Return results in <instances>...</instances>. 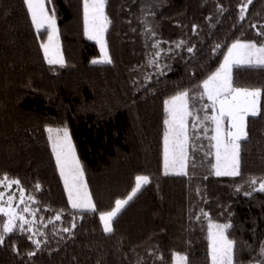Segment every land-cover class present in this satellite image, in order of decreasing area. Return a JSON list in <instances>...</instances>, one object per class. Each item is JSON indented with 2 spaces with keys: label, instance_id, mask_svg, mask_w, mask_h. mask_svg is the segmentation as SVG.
Here are the masks:
<instances>
[{
  "label": "trees",
  "instance_id": "1",
  "mask_svg": "<svg viewBox=\"0 0 264 264\" xmlns=\"http://www.w3.org/2000/svg\"><path fill=\"white\" fill-rule=\"evenodd\" d=\"M242 3L107 0L112 63L93 64L100 50L86 37L83 0H47L58 24L61 66L48 64L41 47L46 32L35 29L24 0H0V177L18 179L17 192L34 198L23 204L31 230L24 224L4 236L0 264H173L176 253L187 264H211L210 222L232 225L227 234L236 241L239 264H264V191L258 190L264 95L241 141L240 176L214 174L210 121L207 133L198 128V139L190 140L197 147L189 148L188 175L163 168L164 102L182 90L202 92L197 86L237 40L264 43L257 35L264 32V0H252L243 20ZM232 78L236 87L264 89V67L235 65ZM50 127L68 129L95 211L72 208L51 154ZM137 176L150 183L113 220L114 231L104 232L100 214L131 193ZM253 178L256 185L249 184ZM6 222L0 215V224Z\"/></svg>",
  "mask_w": 264,
  "mask_h": 264
},
{
  "label": "snow or ice",
  "instance_id": "2",
  "mask_svg": "<svg viewBox=\"0 0 264 264\" xmlns=\"http://www.w3.org/2000/svg\"><path fill=\"white\" fill-rule=\"evenodd\" d=\"M31 21L37 31L42 28L50 29L47 43H42L44 56L50 65L64 64V57L60 49L59 33L56 26L54 9L51 14L46 5V0H24ZM107 0H83V21L84 31L88 39L95 40L100 45L101 59L93 60L92 63H112L108 53L105 33L111 21L106 15ZM252 0H243L240 6V19L243 20L248 5ZM255 27V26H254ZM257 35L264 37V32H257ZM182 43V42H181ZM180 44H177L179 47ZM154 47L159 48L157 43ZM219 47V46H218ZM193 49L188 48L191 52ZM160 52L154 53L159 56ZM156 61H150L155 63ZM234 65H248L251 67H264V43L256 41L237 40L231 44L224 56L223 63L205 79L198 88L202 92L192 93L191 90H182L167 99L165 111L168 117L164 120L166 131L164 133V170L168 174L171 168L177 175H188L186 169L190 159L189 148L195 151L197 145L190 144V140L198 139L194 133L198 128H203L207 133L205 121H210L214 128V135L209 137L215 141L212 148L215 149V163L212 165L216 176H240V152L241 141L247 139V122L249 116L260 115V98L264 95V89L236 87L233 85L232 68ZM210 101V104H200L204 98ZM195 102V103H194ZM209 109L212 114L209 115ZM200 113H204L201 117ZM191 118V125H189ZM227 121V129L225 122ZM190 128L193 135H190ZM49 139L52 141V150L55 154L56 164L59 167L60 175L64 178V186L68 190V199L74 209H87L95 211V203L92 200L91 193L84 180V170L79 158L76 155L75 146L72 143L71 135L67 128H48ZM150 183L148 176L135 177V186L131 193L125 199H117L112 210L100 214V220L103 223V230L106 233H112L113 220L118 216L122 209L137 195L143 186ZM250 185H256L255 178L249 181ZM20 186L18 179H12L7 175L0 177V186L5 189H11L13 186ZM39 189L40 185L37 184ZM257 190V189H253ZM259 191H264V179L259 182ZM251 193H246L250 195ZM5 193L0 191V213L7 217V223L0 224V244L4 243V236L12 233L15 229L24 230V224L29 225L31 230L32 221L25 220L23 215H18L15 208L12 207L16 199L15 193ZM28 200L34 198L29 196ZM20 203H25L23 189L20 188ZM7 205V207H5ZM26 206L22 211L27 212ZM35 216V212L32 213ZM60 216H56L59 220ZM21 221L17 225V221ZM74 226V225H73ZM232 225L230 223L210 224L209 239L211 249V264H239L235 259L236 241L229 238L227 230ZM64 231H69L65 228ZM41 235H43L41 233ZM31 239V237H29ZM33 243L39 247L40 241L33 240ZM261 256H264V247L260 250ZM28 255H35L34 252ZM175 264H187L186 255L176 253L174 256Z\"/></svg>",
  "mask_w": 264,
  "mask_h": 264
},
{
  "label": "rangeland",
  "instance_id": "3",
  "mask_svg": "<svg viewBox=\"0 0 264 264\" xmlns=\"http://www.w3.org/2000/svg\"><path fill=\"white\" fill-rule=\"evenodd\" d=\"M46 5H47V0H46ZM47 7H48V5H47ZM49 12H50V10H49ZM50 14H51V12H50ZM56 26H57V29H58V24H57V21H56ZM34 27H35V25H34ZM35 29H36V27H35ZM37 30V29H36ZM38 32H46V38H45V41L43 42V43H47V38H48V35L50 34V29H48V28H42V29H40ZM58 33H59V29H58ZM86 37H87V35H86ZM88 38V37H87ZM105 40H106V33H105ZM92 41H94V42H96L95 40H92ZM97 43V42H96ZM59 44H60V49H61V43H60V39H59ZM97 45H98V47H99V50H100V45L97 43ZM43 49V48H42ZM108 49V48H107ZM43 52H44V50H43ZM61 52H62V50H61ZM226 55H227V53H226ZM101 56H102V54H101V51H100V55L97 57V58H95L94 60H99V59H101ZM64 57V56H63ZM224 60V59H223ZM64 63H65V59H64ZM222 63H223V61H222ZM221 63V64H222ZM97 64H103V63H97ZM58 65V64H57ZM235 66V65H234ZM233 66V67H234ZM242 66H248V65H242ZM233 69V68H232ZM261 99V98H260ZM167 113V112H166ZM167 117H168V114H167ZM166 117V118H167ZM214 128V127H213ZM225 128L227 129V121L225 122ZM53 129H56V128H53ZM62 129V128H61ZM213 135H214V132H213ZM213 142V144L215 143V141H212ZM72 143H73V141H72ZM241 143V142H240ZM74 145V144H73ZM50 147H51V154L53 155V158L55 159V154H54V152H53V150H52V141L50 140ZM39 149V148H38ZM36 150V149H35ZM37 151V150H36ZM37 152H39V151H37ZM214 152H215V149L213 148V157H214ZM76 155H77V153H76ZM41 156V155H40ZM78 157V156H77ZM55 162H56V159H55ZM214 163H215V157H214ZM57 165V164H56ZM41 167L43 168V170L45 171V172H47V166H46V163H41ZM57 168H58V174H59V176H60V178H61V181L63 182V185H64V178L60 175V170H59V167L57 166ZM163 168H164V146H163ZM165 171V170H164ZM186 171H187V169H186ZM168 174H175V172L170 168L169 169V171H168ZM175 175H177V174H175ZM84 180H85V175H84ZM86 181V180H85ZM16 187L15 186H13L11 189H5V188H3L2 186H0V191H3L6 195H5V199H7V193H9V192H12V193H15V195H16V199L13 201V204H12V207L13 208H15L16 209V211H17V214L18 215H23L24 216V218H25V220H28V221H30L31 220V218H28L27 217V215H26V213L27 212H30V208H29V206H27L28 207V211L27 212H24V211H22V209H24L26 206H23V204H26V205H29L26 201H28V197H25L24 196V198H25V203H20V201H19V196H20V192L18 191L17 192V190L15 189ZM64 188H65V186H64ZM88 191H89V189H88ZM65 192H66V194H67V196H68V190L65 188ZM90 192V191H89ZM23 195H24V193H23ZM93 200V199H92ZM30 201V200H29ZM5 207H7V205H5ZM79 210H87V209H79ZM0 215H4L3 213H0ZM19 222H21V221H17V225L18 224H20ZM7 223V222H6ZM22 223V222H21ZM213 223H216V224H223V223H218V222H210L209 223V225L210 224H213ZM209 232H210V229H209ZM209 242H210V239H209ZM182 255V254H181ZM175 256V255H174ZM210 258H211V249H210ZM173 264H175V259H173Z\"/></svg>",
  "mask_w": 264,
  "mask_h": 264
}]
</instances>
